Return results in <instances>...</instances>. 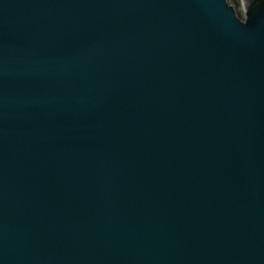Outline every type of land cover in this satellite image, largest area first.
Listing matches in <instances>:
<instances>
[{
	"label": "water",
	"instance_id": "obj_1",
	"mask_svg": "<svg viewBox=\"0 0 264 264\" xmlns=\"http://www.w3.org/2000/svg\"><path fill=\"white\" fill-rule=\"evenodd\" d=\"M0 0V264H264V0Z\"/></svg>",
	"mask_w": 264,
	"mask_h": 264
},
{
	"label": "rangeland",
	"instance_id": "obj_2",
	"mask_svg": "<svg viewBox=\"0 0 264 264\" xmlns=\"http://www.w3.org/2000/svg\"><path fill=\"white\" fill-rule=\"evenodd\" d=\"M229 2L235 6H237L240 15L242 16V1L241 0H229Z\"/></svg>",
	"mask_w": 264,
	"mask_h": 264
}]
</instances>
